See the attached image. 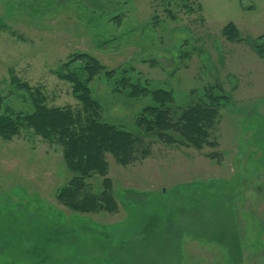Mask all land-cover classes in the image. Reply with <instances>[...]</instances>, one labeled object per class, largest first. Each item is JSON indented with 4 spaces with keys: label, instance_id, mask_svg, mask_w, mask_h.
Instances as JSON below:
<instances>
[{
    "label": "rangeland",
    "instance_id": "1",
    "mask_svg": "<svg viewBox=\"0 0 264 264\" xmlns=\"http://www.w3.org/2000/svg\"><path fill=\"white\" fill-rule=\"evenodd\" d=\"M263 35L264 0H0V117L23 125L0 136V264H264ZM89 57L104 68L91 81ZM128 79L171 92L175 109L220 87L215 145L139 128L155 105ZM85 88L101 124L138 139L128 166L107 154L116 204L91 213L59 202L63 147L23 122L38 109L94 117Z\"/></svg>",
    "mask_w": 264,
    "mask_h": 264
},
{
    "label": "trees",
    "instance_id": "2",
    "mask_svg": "<svg viewBox=\"0 0 264 264\" xmlns=\"http://www.w3.org/2000/svg\"><path fill=\"white\" fill-rule=\"evenodd\" d=\"M223 34L229 41L239 40L238 31L233 23L225 27ZM261 38L264 39V35ZM259 49L264 53L261 45ZM89 58L95 66L87 72L89 81H91L100 75L104 68L97 66L96 60ZM106 74L113 76L114 72ZM72 82L75 85V91L83 90L78 81L72 78ZM125 84L132 96L138 98L150 93L149 96L154 101L155 106L146 108L138 116L139 128L147 133L158 135L166 141H168L167 132L176 131L180 135L182 144L197 150L215 145L210 142L211 132L219 122V112L223 103L226 104L228 101L222 95L220 87L205 91V100L194 102L184 109H175L171 92L139 90L132 86L129 79ZM86 88L85 93L82 92L81 100L84 101L88 110L93 111L94 117L88 115L81 122H74L67 113L38 109L35 115L25 118L23 122L25 121L27 126L34 128L37 133L44 135L47 139L56 138L63 147L64 160L72 176L58 194L59 202L70 210L91 213L102 209L111 210L116 204L111 193L113 183L108 177L107 154L112 155L120 165L128 166L136 159L138 139L133 134L121 131L117 127L101 124L98 116L94 115L97 112V103ZM216 89L220 95L215 94ZM74 124L77 127H74ZM20 128H23V125H20L17 120L0 117L2 138H12ZM96 175L104 178L101 183L103 190H100L99 194H90L88 185H92L90 182Z\"/></svg>",
    "mask_w": 264,
    "mask_h": 264
}]
</instances>
